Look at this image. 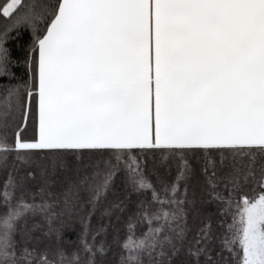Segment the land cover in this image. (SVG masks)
Returning <instances> with one entry per match:
<instances>
[{
  "label": "snow or ice",
  "instance_id": "6c2138e0",
  "mask_svg": "<svg viewBox=\"0 0 264 264\" xmlns=\"http://www.w3.org/2000/svg\"><path fill=\"white\" fill-rule=\"evenodd\" d=\"M0 20V264H79L44 246L49 189L95 205L120 177L149 194L122 264H264V0H0ZM21 28L29 80L16 86L3 83L15 79L5 41ZM83 151L109 155L73 176L51 155ZM157 151L221 155L198 170L180 155L157 186L138 155ZM80 243L104 253L87 227Z\"/></svg>",
  "mask_w": 264,
  "mask_h": 264
},
{
  "label": "trees",
  "instance_id": "16d2710c",
  "mask_svg": "<svg viewBox=\"0 0 264 264\" xmlns=\"http://www.w3.org/2000/svg\"><path fill=\"white\" fill-rule=\"evenodd\" d=\"M38 3L44 6L46 0H38ZM6 23H10V21L0 20V29L4 28ZM31 43L32 37L29 30L21 28L19 32L13 31L10 33L5 41V47L9 50L10 58L13 61L10 68L14 73L15 79L10 81L5 80L3 83L23 86L29 80L26 57ZM32 132L33 121L30 118L26 135L30 136ZM51 155L53 159L58 158L66 161L68 168L71 169L66 175L73 176L76 170L84 174L86 168L92 164L99 163L102 159H106L109 154L83 151L61 152ZM138 155L147 158V173L152 177L157 186H159L161 177L166 175L169 169H171L172 174L175 173L180 155L188 159L198 170L205 159L218 160L221 153L217 151H209L207 153L197 151L181 154L157 151L138 153ZM165 155L168 157L166 161L163 159ZM224 155L230 157V153H224ZM256 159L258 167L264 164V154H258ZM12 167L13 163L9 160L6 168L8 171H11ZM5 175L6 171L4 167H0V181L5 178ZM62 175H65V173H62ZM122 180V177L117 178L115 186L109 190L106 197L102 198L95 205L88 203V197L84 195L66 207L60 195L61 188L59 184L56 187L50 188L51 198L48 200L52 205L50 215L53 226L57 231L48 237L44 246L53 250L59 248L69 258L73 254L77 255L79 264H90L92 260H95V264H122V250L120 245L125 236L128 219L129 217H135L138 202L147 199L149 196L148 193L130 194L126 191ZM28 196H31V190H29ZM37 200L39 201V197ZM57 201L60 202L57 203ZM116 205H120V207H115ZM43 222V216H38L35 220L29 218L26 222H23L21 224V237L33 228L34 223L42 224ZM85 227H87L88 243H94L97 246L103 244V255L93 257L90 254H86L83 250L80 241L82 235H84ZM44 230L47 231L46 226ZM144 231H146V225L137 223L136 235L139 236ZM40 235L39 233L37 234L38 237ZM123 255L126 256L127 254L125 253ZM145 264H151L150 258L146 260Z\"/></svg>",
  "mask_w": 264,
  "mask_h": 264
}]
</instances>
